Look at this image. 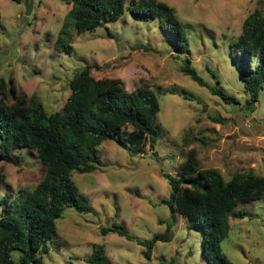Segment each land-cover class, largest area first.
<instances>
[{
	"label": "rangeland",
	"instance_id": "rangeland-1",
	"mask_svg": "<svg viewBox=\"0 0 264 264\" xmlns=\"http://www.w3.org/2000/svg\"><path fill=\"white\" fill-rule=\"evenodd\" d=\"M25 1L0 0V79L6 82L7 101L13 99L11 78L16 92H34L47 112L60 110L70 93V79L85 65L95 77L122 78L127 89L146 82L154 89L175 90L158 93L154 148L147 145L132 152L104 139L97 145L102 164L91 171L71 172L92 208L86 212L64 208L48 250L42 253L43 264H96L86 260L96 249L111 264H208L201 231L161 202L171 190L161 172L178 175L180 162L194 146L200 165L217 167L226 178L240 170L264 173V85L247 107L249 92L233 57L245 16L257 6L264 11V0H162L174 7L184 24L187 47L178 55L158 18L139 19L128 9L93 30L70 29L72 49L67 52L55 41L71 3L28 0L31 9L26 13ZM184 56L208 84L235 97L233 108L181 70ZM13 151L19 161L0 159L5 174L0 198L8 200L18 190L31 191L45 172L34 150ZM235 209L245 215L229 217L223 251L233 264H264V194ZM113 221L124 224L135 238L101 232L100 226ZM168 223V239H157L146 256L145 244L137 239L147 241L163 233ZM18 254V249L12 251L13 257Z\"/></svg>",
	"mask_w": 264,
	"mask_h": 264
},
{
	"label": "trees",
	"instance_id": "trees-1",
	"mask_svg": "<svg viewBox=\"0 0 264 264\" xmlns=\"http://www.w3.org/2000/svg\"><path fill=\"white\" fill-rule=\"evenodd\" d=\"M71 7L65 14L55 45L67 52L72 44L67 39L70 29L78 33L93 30L104 22L116 20L128 9L139 19L158 18L160 29L172 41L174 50L185 51L187 41L184 24L172 5L162 0H65ZM111 35V31H107ZM233 57L241 69L245 89L249 92L247 107L258 98L264 85V11L260 6L248 13L241 32L234 41ZM253 54H256L253 61ZM253 61V62H252ZM181 70L202 85L221 96L226 102L235 97L218 85L208 84L184 56ZM9 80L13 96L6 100V82L0 79V159L17 162L13 150L26 147L34 150L45 166L42 178L31 191L18 190L8 200L0 198V264H43L42 253L48 250V241L56 233V219L65 207L77 211L91 210L86 196L80 192L71 172L91 171L102 161L97 145L104 139H113L129 151L139 152L154 148L157 129L154 125L159 110L158 93L174 88L146 82L133 89L125 87L116 76L95 77L85 65L70 79V93L60 110L47 112L36 93L16 92ZM184 98L191 96L179 91ZM219 121V120H218ZM170 184L167 197H162L171 211L178 212L201 231L202 253L208 264H233L221 247V240L229 230V217H243L236 210L240 202L264 194V173L240 170L226 178L213 166H201L197 150L191 146L179 164L178 175L162 171ZM5 174L0 170V182ZM167 224L163 233H155L147 241L148 256L157 239H168ZM103 233L116 231L127 238H135L124 224L113 221L100 226ZM19 250L18 257L12 251ZM90 263L111 264L99 249L86 257Z\"/></svg>",
	"mask_w": 264,
	"mask_h": 264
},
{
	"label": "water",
	"instance_id": "water-1",
	"mask_svg": "<svg viewBox=\"0 0 264 264\" xmlns=\"http://www.w3.org/2000/svg\"><path fill=\"white\" fill-rule=\"evenodd\" d=\"M25 6H26V10L25 12L26 13H29L30 12V9H31V2H28V0L25 1ZM80 72V70H79ZM234 103L235 101H231V107L233 108L234 107Z\"/></svg>",
	"mask_w": 264,
	"mask_h": 264
}]
</instances>
